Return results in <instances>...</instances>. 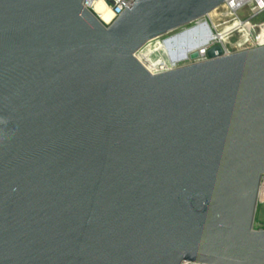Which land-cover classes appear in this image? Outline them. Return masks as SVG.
Returning a JSON list of instances; mask_svg holds the SVG:
<instances>
[{
    "label": "water",
    "instance_id": "obj_1",
    "mask_svg": "<svg viewBox=\"0 0 264 264\" xmlns=\"http://www.w3.org/2000/svg\"><path fill=\"white\" fill-rule=\"evenodd\" d=\"M134 1L0 0V264H264V46L151 73L225 0Z\"/></svg>",
    "mask_w": 264,
    "mask_h": 264
},
{
    "label": "built area",
    "instance_id": "obj_2",
    "mask_svg": "<svg viewBox=\"0 0 264 264\" xmlns=\"http://www.w3.org/2000/svg\"><path fill=\"white\" fill-rule=\"evenodd\" d=\"M95 0H83L82 5L87 10L94 13L92 7ZM110 8L111 19L108 23H104V26H109L115 19H117L127 8L131 10L133 8L134 0H103ZM218 10V18L213 21L210 14L195 20V23L199 29L201 37H205L204 24H207L211 30L210 39L205 45L198 49L199 56L192 60L193 62H201L208 60L206 51L216 45H219L223 51V55H229L243 50L254 49L264 46V24L257 26V32L252 34L254 26L251 25V21L264 14V0H225L220 6L213 11ZM248 12V16L240 15L241 12ZM95 14V13H94ZM96 15V14H95ZM97 16V15H96ZM98 17V16H97ZM218 27H221L219 30ZM255 32V31H254ZM236 37L234 40L233 38ZM162 68L158 72H163L174 68ZM157 73V72H156ZM264 209V174L261 175L255 213H259ZM259 230H264V222H259Z\"/></svg>",
    "mask_w": 264,
    "mask_h": 264
},
{
    "label": "rangeland",
    "instance_id": "obj_3",
    "mask_svg": "<svg viewBox=\"0 0 264 264\" xmlns=\"http://www.w3.org/2000/svg\"><path fill=\"white\" fill-rule=\"evenodd\" d=\"M218 10L212 11L210 17L213 21L218 18ZM240 15L248 16V12H241ZM251 25L254 26V31L251 32L255 34L257 32V26L264 24V14L252 20ZM198 26L195 23L187 24L176 30H173L159 38L147 42L139 50L142 54L141 61L143 65L155 73L160 71L161 66L166 68H171L172 63L174 68L180 67L183 65H188L192 63V60L189 58L187 49L189 50L192 44H199L205 37H201L199 34ZM220 30L221 27H218ZM237 36L233 39L235 40ZM238 38V37H237ZM147 53V54H146ZM187 53V58L183 57V54ZM264 222V209L260 210L259 213H255L254 221L252 224V229L258 231L260 228V223ZM187 264H194L188 262Z\"/></svg>",
    "mask_w": 264,
    "mask_h": 264
},
{
    "label": "bare ground",
    "instance_id": "obj_4",
    "mask_svg": "<svg viewBox=\"0 0 264 264\" xmlns=\"http://www.w3.org/2000/svg\"><path fill=\"white\" fill-rule=\"evenodd\" d=\"M94 13L98 16V18L100 19V21L104 22V23H108L112 17L111 15V11L110 8L108 7V5H106V3L103 0H95L93 3V7H92ZM149 42V41H148ZM206 44V43H205ZM204 44V45H205ZM141 50V49H140ZM140 50H138L135 53V57L142 63L141 58L142 54L140 53ZM147 54V53H146ZM176 62L172 63V66L175 64ZM144 66V65H143ZM145 67V66H144ZM146 68V67H145ZM147 69V68H146ZM148 70V69H147ZM149 72H151L150 70H148ZM153 73V72H151ZM156 73V72H155ZM188 262H183L182 264H187Z\"/></svg>",
    "mask_w": 264,
    "mask_h": 264
}]
</instances>
